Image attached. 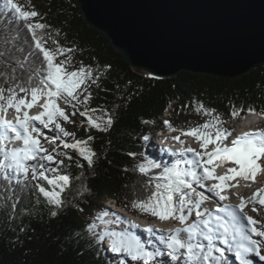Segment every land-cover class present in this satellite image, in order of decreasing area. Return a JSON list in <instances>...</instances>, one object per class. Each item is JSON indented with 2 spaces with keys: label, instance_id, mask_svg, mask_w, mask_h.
I'll use <instances>...</instances> for the list:
<instances>
[{
  "label": "trees",
  "instance_id": "trees-1",
  "mask_svg": "<svg viewBox=\"0 0 264 264\" xmlns=\"http://www.w3.org/2000/svg\"><path fill=\"white\" fill-rule=\"evenodd\" d=\"M14 2L22 6V10L39 13L28 23L38 21L50 26L35 31L42 44L47 40L51 48L54 47L56 52L62 50L69 58L68 64L63 65L68 72L82 66L86 71L91 70L92 76L76 91L77 99L61 107L68 120L57 117L55 121L71 135L64 136L55 130L68 143L85 142L80 147L86 151L91 149L95 155L90 167L73 149L59 147L56 153H51L55 159L44 164V174L55 177L57 168L69 176V187L61 192L64 200L61 208L47 204L35 186L51 190L53 186L39 175L32 179V171L27 176L17 174L11 184L0 176V264H120L121 261L143 264L132 260L127 253H108L102 241L97 242L92 235V232L101 234L96 223L101 222L97 217L102 211L109 210L105 201L113 199L133 214L152 218L151 214L133 208L132 203L145 199L154 190V184H146L149 179L160 182L156 178L163 169L173 166L148 149L155 133L170 127L164 124L165 109L171 106L170 128L186 127L189 130L206 121L214 122L218 117L223 122L219 126L230 131L226 120L242 116L249 106L257 112L264 110V66H257L236 78L186 70L175 77H145L130 67L108 38L86 24L76 0ZM6 38H9L8 44H5ZM5 49L13 57L10 60L0 58V73H4L0 75V86L5 89L16 84L27 86L32 69L40 67L41 61L44 68L47 66L43 54L35 48L32 32L28 31L25 22L14 11L4 9L3 0H0V52ZM33 53L39 54V60ZM54 62H57L56 57ZM12 76L16 79H11ZM39 78L33 75L32 86ZM16 92L18 96L25 94L18 88ZM86 96L88 99L83 102ZM200 105L203 109L198 112L196 109ZM233 107H242L244 111L233 117ZM207 109H215V112L206 113ZM82 112L85 115H81ZM109 117L114 123L103 131ZM89 118L100 128L92 126ZM49 126L47 129H53ZM52 129L50 131L54 132ZM90 136L91 140L88 139ZM57 156L63 164L57 162ZM146 161L161 167L151 168ZM51 163L55 164L53 169L48 166ZM140 164H145V174L139 172L137 166ZM56 191L60 189L56 188ZM12 205H15L14 209ZM50 210H55L57 216H51ZM93 223L95 228L90 232L88 225ZM101 223L111 226L109 221ZM114 231H126L141 237L143 243L152 241L159 245L156 235L138 232L135 228ZM227 264L236 263L227 260Z\"/></svg>",
  "mask_w": 264,
  "mask_h": 264
},
{
  "label": "snow or ice",
  "instance_id": "snow-or-ice-1",
  "mask_svg": "<svg viewBox=\"0 0 264 264\" xmlns=\"http://www.w3.org/2000/svg\"><path fill=\"white\" fill-rule=\"evenodd\" d=\"M3 7L6 10L14 11L25 22L28 31L32 32L35 48L43 54L44 61L47 64L44 68L42 66L44 62L41 61L40 67L32 69V75L28 76L27 86L16 84L14 87L7 89L0 86V157H2L0 158V176L4 181L11 184V181L17 178V174L23 173L27 176L30 168L32 179L37 178V166L29 165L27 161L35 160L39 153H45L41 157L42 160L53 161L55 159L41 145L38 136L43 134L34 121H39V124L43 125L44 128L54 124V128L58 129L64 136L71 135L61 127L60 123L55 122L57 117L68 120L64 109L59 107L56 101L61 97L67 103L76 100L77 89L86 83V80L92 76V72L91 70L86 71L84 66L78 70L68 72L63 67L65 61L54 62L56 53L50 52L43 46L41 38L38 37L35 31V29H45L50 26L43 23L33 24L27 22L30 18L39 16L37 11L22 10L14 0H3ZM9 38L11 37L9 36ZM9 38L5 39V44L9 43ZM68 51H72V49H68ZM59 54L62 55L63 51H59ZM33 55H36L39 60L38 53H33ZM5 57L9 60L13 58L8 55L7 49L0 52V58ZM12 71L14 72L15 69ZM45 72L46 75H44ZM0 75H4V73H0ZM33 75L40 77L35 86L31 84ZM11 79H16V77L12 76ZM17 88L26 95L30 91L31 100L26 99V96H18ZM40 96L47 97L43 103L37 105L43 111H38L35 115H29V112L25 109H31ZM87 99L86 96L83 102H86ZM9 108L15 109L16 115L13 119L6 118ZM202 109L203 105H200L196 111L199 112ZM242 111H244L242 107L239 109L233 107L231 115L236 117ZM247 111L251 113L256 110L249 106ZM205 112L212 113L215 112V109H207ZM259 114L264 115V110H261ZM81 115H85V113L82 112ZM89 122L92 126L100 128V125L91 118H89ZM113 123L112 117H109L107 126L102 130L107 131ZM222 123L217 117L214 122L206 121L202 125L183 132L182 134L195 137L197 141H200L199 147L205 149V151L200 152L192 147L178 149L181 157L192 153V158L187 160L177 159L173 166L165 167L156 178L160 182H154L152 179L146 182L147 185L154 184V190H151L145 199L133 201L132 203V207L139 209L141 212L149 213L162 221L176 220L181 227L161 229L160 231L162 233L166 231L167 235L162 234L159 236V245L148 241L149 244H152V250H148L138 237L126 231L105 230L102 234L92 232L97 242L108 237L112 252L127 253L132 260L143 262V264H227L225 251L234 252L240 264H252L251 260L246 259V254L255 252L259 255L260 249L264 247V220L254 219L245 211V208L247 204H251L253 206L251 210L255 212L257 211L255 207L257 202L259 205L264 206V188H258L247 200L241 196L238 204H225L223 207L217 204L215 212L210 211L208 208H205L203 212L199 210L204 200L209 199V197L205 196L203 192L196 193L195 188H193V182L204 187L205 181H212L208 185L209 192L214 193L219 200H227L228 195L225 193V189L236 185L226 184L225 181L233 180L236 177L255 181L258 174L264 173V128L244 131L225 143L233 133L220 127L219 125ZM164 124L171 127L170 122L167 120L164 121ZM33 133H36V135H33ZM56 139H59V136L51 138L49 143H54ZM88 139L91 140L92 137L90 136ZM144 139L147 140L148 137H144ZM172 139L183 143L180 136H173ZM13 140L21 141L22 146L9 147V143ZM82 143L85 142L79 140L73 144L65 142L64 147L78 149L79 155L91 167L94 163L95 153L91 149L86 151L85 148L80 147ZM209 145H214L210 151L207 150ZM53 151H55V148H53ZM129 155L134 156L135 154L129 153ZM204 157H207V159L205 160ZM69 159L71 160L72 157H69ZM215 161L221 163L233 161L238 167L228 169V173H231V175L228 173L218 175L215 173ZM59 163L63 164V161L61 160ZM145 163L151 168L159 169L161 167L160 164L152 161H146ZM182 163L189 165V167H179ZM210 165L212 167H209ZM38 166L45 168L44 164ZM137 167L140 173L145 174L147 172L145 164H140ZM200 168H203L202 173L197 171ZM38 175L53 186L52 190H48L41 185L35 186L38 188L39 193L46 198L47 204L54 205L56 208L63 207L64 200L61 197V192L69 187V176L60 175L49 179L43 171L39 172ZM17 183H20L18 179ZM56 188H59L60 191H56ZM12 207L14 209L15 205H12ZM194 210L197 219L186 223ZM218 213H223V215ZM50 215L55 217L57 212L50 210ZM105 215H108L106 211L97 219L102 220ZM245 220L247 221L246 224ZM133 227H139V225L133 224ZM94 228V223L88 225L90 232ZM147 231L153 233V226H149ZM254 236L261 239H254ZM204 241L207 243L205 244ZM217 241L221 242L222 245H226L227 248L218 246ZM214 252L219 253V255H214ZM162 257L167 259H159ZM260 258L264 260V256ZM120 264H124V262L121 261Z\"/></svg>",
  "mask_w": 264,
  "mask_h": 264
},
{
  "label": "water",
  "instance_id": "water-1",
  "mask_svg": "<svg viewBox=\"0 0 264 264\" xmlns=\"http://www.w3.org/2000/svg\"><path fill=\"white\" fill-rule=\"evenodd\" d=\"M145 77L181 71L236 78L264 66V0H76Z\"/></svg>",
  "mask_w": 264,
  "mask_h": 264
},
{
  "label": "bare ground",
  "instance_id": "bare-ground-1",
  "mask_svg": "<svg viewBox=\"0 0 264 264\" xmlns=\"http://www.w3.org/2000/svg\"><path fill=\"white\" fill-rule=\"evenodd\" d=\"M27 99L30 101L31 96H30V98H27ZM46 99L47 98L39 97L36 104L31 109H25V110H27L29 112V115H35L38 111H43V109L39 108L37 105L43 103ZM170 107L171 106L167 107L164 111V113H166L167 117L170 114V112H169ZM259 113L260 112H256V111L251 112V113L246 112L242 116H240V118L242 117V122L240 124H238V129H237L235 134L239 135L240 133H242L244 131H248L250 129L251 130L257 129L256 127H253L254 122H258L259 124L264 123V115H260ZM15 115H16L15 109L9 108L7 111L6 118L13 119ZM163 116H164V114H163ZM34 123L36 124L37 127L40 126L39 121H34ZM175 131L176 132H171L170 130H167L165 132L159 131L157 133V135L154 136L153 140H154V142H156V144H159V143H162L161 141L164 140V137H167L168 138L167 142L164 143L163 145L170 148L171 151L173 150L172 151L173 156L177 159L183 158V160H187V159H191L192 155H193L192 153H188L186 156L181 157L180 152L178 151V149H180V148L192 147V148H195L197 151H200V152L205 151V149H201L199 147L200 141H197L195 139V137L182 134L183 132H186V129L180 127L179 129L178 128L175 129ZM33 135H36V134L33 133ZM173 136H180V140L183 141V143H180V141L170 139V137H173ZM229 141L230 140L228 139V141H225V143H228ZM10 145H11L10 147L22 146V142L13 140L10 142ZM213 147H214V145H209L207 150L210 151ZM204 159L206 160L207 157ZM214 164L216 165L215 173L218 175L228 173V169L231 167H238V165H235V163L233 161H225L223 163H221L220 161H215ZM185 166H187V164H184V167ZM209 167H212V165H210ZM197 171L202 173L203 168L197 169ZM228 174L231 175V173H228ZM55 175H58V173L57 174L55 173ZM211 183H212V181H205L204 182L205 186L201 187L199 184H196L193 182V188H195L196 193L203 192L205 196L209 197V199L204 200L203 204L201 205V207L199 209L202 212L205 208H208L210 211L215 212L217 204H219L220 207H223L225 204H233V205L238 204L240 202L241 196L247 200V198L251 197L252 194L254 192H256V190L258 188H264V173L258 174V177L255 181L245 180L242 177H236L233 180L225 181L226 184L236 185L235 187H228L225 189V193L228 195L227 200H219V198L217 196H215L214 193L209 192L208 185ZM193 196H195V194H193ZM105 205L108 207L109 210H103L102 213L106 211L108 213V215L103 216L102 220L101 219H97V220H99L101 222H105L106 224L109 221V223L111 222L110 223L111 226L105 227V225L101 222H98L99 224L96 223L100 227V230H99V228H98V230L101 232V234L105 230H107V231H113L115 229L120 230L121 228H124V227L133 226V224L139 225L138 228H144V229H147L149 226H153V230L158 231L160 233H162L160 231L161 229L167 230V229H172V228H176V227H181L179 222L176 220H164V221H162L158 217L157 218L152 217L150 219H146V218L139 216L138 214H135V213L132 214L129 211L124 210L122 205H118L117 201L110 199V198L105 201ZM252 207L253 206L251 204H247L245 211H247L249 215L253 216L254 219L264 220V215H263L264 211H262V209H264V206L259 205V203L257 202L255 205L257 211H255V212L251 210ZM218 214L223 215V213H218ZM113 219H115V222L113 221ZM195 219H197V218L195 217V210H194L193 214L191 216H189L188 221L186 223H190ZM129 222H131V223H129ZM246 223H247V221L245 220V224ZM165 232H163V233H165ZM253 238L254 239H261L260 237H255V236ZM140 239H141V237H140ZM102 243H103V247H105L106 250L108 251V253H110L111 249L109 246L108 237H105V239L102 241ZM147 243H148V241H147ZM204 243L206 244L207 242L204 241ZM216 243L218 244V246L224 247L225 249L227 248L226 245H222L221 242H219V241H217ZM261 256H264V247H262L260 249L259 255H257L255 252L246 254V259L251 260L252 263H254V264L264 263V260H262L260 258ZM227 257L231 258L232 260L238 261L240 263V261L238 259H236L234 252L225 251V258H227ZM164 258H166V257H164Z\"/></svg>",
  "mask_w": 264,
  "mask_h": 264
},
{
  "label": "rangeland",
  "instance_id": "rangeland-1",
  "mask_svg": "<svg viewBox=\"0 0 264 264\" xmlns=\"http://www.w3.org/2000/svg\"><path fill=\"white\" fill-rule=\"evenodd\" d=\"M18 4V3H17ZM21 7V9H22V6H20ZM36 23H39L38 21H36L35 22V24ZM43 46L46 48V49H48L50 52H53V53H56V59H57V62L56 63H60L61 61H65L66 63H64V65H67L68 64V60H69V58L68 57H65V54H64V52H63V54L61 55V54H59V51L58 52H56L55 51V48L54 47H52L51 48V46L48 44V41L46 40V41H44L43 42ZM61 51V50H60ZM29 94H30V91H29V93L27 94V95H25V94H23V96H29ZM22 95V94H21ZM31 95V94H30ZM57 104L59 105V107H65L67 104H69V103H67L65 100H64V98H58L57 99ZM164 118H165V120H167V121H169V116L167 117V115H166V113H164ZM242 122V117L240 118V117H238L237 119H234V120H226V122H225V124L227 125V127L232 131V127H235L234 128V131L236 132L237 131V129H238V124H240ZM40 125V124H39ZM51 126H53L52 124H51ZM40 129H41V133L43 134V135H40L42 138H44V141H43V145L45 146L44 148L45 149H47V148H50V152L51 153H56V151L58 150V148L59 147H64V143L66 142V143H68V141H65L63 138H61V137H59V139H56L55 140V142L54 143H49V140L51 139V138H53V137H56V136H58L57 135V132H56V130H55V128H54V126H53V129H52V127L50 128V129H52L54 132H51L50 131V129H47V128H44L43 127V125H40V126H38ZM50 127V126H49ZM262 127L264 128V123H263V125H262ZM180 128V127H179ZM178 128V129H179ZM184 129L186 128V127H183ZM261 128V127H260ZM186 130H188L187 128H186ZM171 132H176L175 131V129H173V130H170ZM158 133V132H157ZM234 137H233V135L231 136V137H229L228 139L229 140H231V139H233ZM76 142V141H75ZM75 142H73V143H75ZM73 143H68V144H73ZM10 144V143H9ZM53 148H55V151H53ZM68 149V148H67ZM69 149H73V148H70L69 147ZM73 150H75V152L77 153V155L79 156V157H82V156H80L79 155V150L78 149H73ZM41 156H39V155H37L36 156V159L34 160V161H32L33 162V165H36L37 166V171H39V172H41V171H43L42 169H44L45 170V168H40L38 165L39 164H45V163H49V162H51V161H46V160H42L41 159V157L42 156H44L45 155V153H39ZM82 159H84L83 157H82ZM40 161V162H39ZM59 161H61L60 160V158H59V156H57V162H59ZM45 162V163H44ZM57 162H55V164H57ZM55 164H49L48 166H50V167H52V169H53V167L55 166ZM30 170H31V168H30ZM55 173L57 174L58 173V175H55V177H57V176H60V175H66L65 173H62V172H60V171H58V169L56 168L55 169ZM46 176H48V178L49 179H52V178H54V177H52V176H50V175H46ZM45 182L47 183V180H45ZM48 184V183H47ZM49 185V184H48ZM52 186V185H51ZM46 188V187H45ZM46 189H48V190H51L50 188H46ZM59 189V188H58ZM124 208V207H123ZM93 211H94V209H93ZM263 215H264V213H263ZM262 215V216H263ZM140 216V215H139ZM153 218H157V217H155V216H153ZM99 224V223H98ZM106 227V226H105ZM99 228V230H100V227H98ZM148 239H150V236L148 235V237H147Z\"/></svg>",
  "mask_w": 264,
  "mask_h": 264
}]
</instances>
